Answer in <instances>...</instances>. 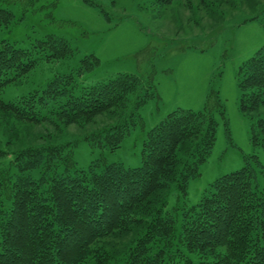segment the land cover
<instances>
[{"label": "trees", "instance_id": "trees-1", "mask_svg": "<svg viewBox=\"0 0 264 264\" xmlns=\"http://www.w3.org/2000/svg\"><path fill=\"white\" fill-rule=\"evenodd\" d=\"M14 21L12 11L0 9V30ZM75 53L56 36L36 40L32 49L0 38V112L17 124L56 129L85 128L112 116L115 122L86 139L117 150L138 111L157 96L156 86L139 75L83 85L80 76L100 63L88 55L41 90L9 102L1 97L41 61L70 60ZM239 74L240 110L253 121L251 142L264 146V47ZM213 96L203 111L179 108L152 128L139 168L114 163L82 170L74 158L76 142L10 149L18 142L10 137L12 128L6 147L0 140V264H264V188L249 160L260 164L256 156L217 179L198 204L180 214L179 208L175 214L165 210L172 188L187 196L215 146L214 105L220 99Z\"/></svg>", "mask_w": 264, "mask_h": 264}, {"label": "rangeland", "instance_id": "rangeland-1", "mask_svg": "<svg viewBox=\"0 0 264 264\" xmlns=\"http://www.w3.org/2000/svg\"><path fill=\"white\" fill-rule=\"evenodd\" d=\"M88 1L0 0V9L15 15L14 23L0 30L1 39L32 49L36 40L56 36L68 40L76 51L70 60L41 61L21 84L8 87L2 99L9 102L45 88L56 74L76 69L88 55H95L100 63L80 76L83 85L135 74L152 82L157 96L141 107L137 124L114 151L86 139L92 130L115 122L112 116L85 128L56 129L46 124H17L0 112L1 147H6L7 136L12 134L18 142L13 140L10 149L49 141L76 142L74 158L82 170L89 171L94 164H100V170L114 163L139 168L152 128L176 109L203 111L209 98L218 93L212 153L200 166L201 175L190 181L187 196L171 189L165 210L175 214L179 208L180 214L183 208L198 204L217 179L239 171L246 158L253 156L260 164L249 160L257 166L258 184L264 188V146L251 142L253 121L240 110L239 86L240 67L264 47V0ZM192 259L197 257L193 254Z\"/></svg>", "mask_w": 264, "mask_h": 264}, {"label": "snow or ice", "instance_id": "snow-or-ice-1", "mask_svg": "<svg viewBox=\"0 0 264 264\" xmlns=\"http://www.w3.org/2000/svg\"><path fill=\"white\" fill-rule=\"evenodd\" d=\"M0 252H2V249H0Z\"/></svg>", "mask_w": 264, "mask_h": 264}]
</instances>
